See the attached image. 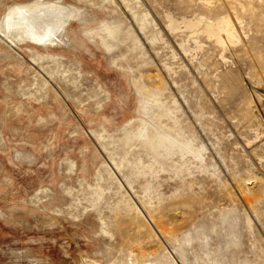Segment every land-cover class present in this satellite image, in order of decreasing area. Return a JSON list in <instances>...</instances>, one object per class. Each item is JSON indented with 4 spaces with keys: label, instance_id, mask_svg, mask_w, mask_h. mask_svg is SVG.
<instances>
[{
    "label": "rangeland",
    "instance_id": "obj_1",
    "mask_svg": "<svg viewBox=\"0 0 264 264\" xmlns=\"http://www.w3.org/2000/svg\"><path fill=\"white\" fill-rule=\"evenodd\" d=\"M144 259L264 264V0H0V264Z\"/></svg>",
    "mask_w": 264,
    "mask_h": 264
},
{
    "label": "bare ground",
    "instance_id": "obj_2",
    "mask_svg": "<svg viewBox=\"0 0 264 264\" xmlns=\"http://www.w3.org/2000/svg\"><path fill=\"white\" fill-rule=\"evenodd\" d=\"M17 9V8H16ZM27 10V9H24V11ZM32 10V9H31ZM19 13V12H18ZM22 13V11H21ZM27 13V12H26ZM29 15V14H28ZM20 16V15H18ZM45 16V15H44ZM65 16V15H64ZM28 17V16H27ZM30 17V16H29ZM32 19V18H31ZM26 20V19H25ZM24 20V21H25ZM28 20V19H27ZM23 21V22H24ZM34 21V20H33ZM32 21V22H33ZM219 21V22H218ZM217 21V23H208L206 25V31L210 34H213V35H216L217 36V39L219 41H222V36H221V32L224 31L227 33L228 37H231L233 38L235 36V32H234V26H232L231 22H230V19L229 18H221ZM22 22V23H23ZM30 22V21H29ZM29 22H25L24 23V27L27 29L26 31H30L33 35H41L43 33L42 30H39V29H34L33 26L29 23ZM40 22V21H39ZM18 23V22H17ZM21 23V24H22ZM37 23V22H36ZM13 24V23H12ZM50 24V23H49ZM43 25V24H42ZM35 26V25H34ZM43 27V26H42ZM51 28V27H50ZM42 29V28H41ZM53 29V28H52ZM49 31V30H47ZM108 32V31H107ZM45 33V32H44ZM46 34V33H45ZM39 37V36H38ZM159 136V135H158ZM156 137V136H155ZM166 138V137H165ZM167 139V138H166ZM166 141V140H164ZM160 144V142H158ZM170 143V142H169ZM174 144V143H173ZM159 146V145H158ZM178 207V206H177ZM165 224V223H164ZM119 233V232H118ZM126 237V236H125ZM144 258V257H143ZM142 259V258H141ZM89 260V259H88ZM88 260H85L84 261V264H93L91 261H88ZM145 260V259H144ZM94 262V261H93ZM141 264V263H140ZM143 264H151V263H146V260Z\"/></svg>",
    "mask_w": 264,
    "mask_h": 264
},
{
    "label": "water",
    "instance_id": "obj_3",
    "mask_svg": "<svg viewBox=\"0 0 264 264\" xmlns=\"http://www.w3.org/2000/svg\"><path fill=\"white\" fill-rule=\"evenodd\" d=\"M67 25H69V24H67ZM67 25H66V26H67ZM66 26H65V28H66ZM63 36H64V35H63ZM65 37H66V36H65ZM66 38H67V37H66Z\"/></svg>",
    "mask_w": 264,
    "mask_h": 264
}]
</instances>
